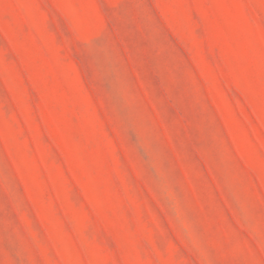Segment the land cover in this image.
Here are the masks:
<instances>
[{
	"label": "rangeland",
	"instance_id": "1",
	"mask_svg": "<svg viewBox=\"0 0 264 264\" xmlns=\"http://www.w3.org/2000/svg\"><path fill=\"white\" fill-rule=\"evenodd\" d=\"M0 264H264V0H0Z\"/></svg>",
	"mask_w": 264,
	"mask_h": 264
}]
</instances>
